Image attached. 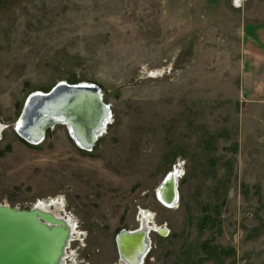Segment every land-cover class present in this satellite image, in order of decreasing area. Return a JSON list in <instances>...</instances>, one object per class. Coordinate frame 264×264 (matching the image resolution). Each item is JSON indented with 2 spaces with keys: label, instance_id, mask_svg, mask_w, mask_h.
Listing matches in <instances>:
<instances>
[{
  "label": "rangeland",
  "instance_id": "374dc122",
  "mask_svg": "<svg viewBox=\"0 0 264 264\" xmlns=\"http://www.w3.org/2000/svg\"><path fill=\"white\" fill-rule=\"evenodd\" d=\"M263 20L264 0H0V205L59 203L66 264H120L116 237L141 216L167 230L143 264H264V101L239 92L243 25ZM61 81L110 108L92 150L65 125L32 146L14 130L27 96Z\"/></svg>",
  "mask_w": 264,
  "mask_h": 264
},
{
  "label": "water",
  "instance_id": "95a60500",
  "mask_svg": "<svg viewBox=\"0 0 264 264\" xmlns=\"http://www.w3.org/2000/svg\"><path fill=\"white\" fill-rule=\"evenodd\" d=\"M34 96L37 99L30 102L29 99ZM61 114L68 119L54 120V117ZM110 116L109 106L104 103L98 86L61 81L45 94L38 95L37 92H32L27 96L14 124V130L18 134V128L22 124L25 132L33 128L39 137L38 142H41L47 129L62 124L67 127L70 138L78 147L83 148L81 145L83 141L85 147L91 148L106 130L105 126L109 123ZM170 174L166 175L158 191L164 188ZM172 190L174 198L175 189ZM158 194L157 198L160 200ZM177 201L178 199L176 203ZM172 203L174 204L173 201ZM29 209L18 211L16 207L0 205V264H56L63 254L62 247L69 238L66 229L47 228L38 220L32 207ZM41 219L45 218L41 216ZM144 230L139 232L137 229L131 233L128 230H121L118 233L116 243L121 260H125L124 250L121 249L122 243L136 238H140L139 246L133 258L136 260L143 255L144 259L149 250V243L144 242L148 241L149 231ZM155 231L161 236L167 234L165 228H157Z\"/></svg>",
  "mask_w": 264,
  "mask_h": 264
},
{
  "label": "bare ground",
  "instance_id": "6f19581e",
  "mask_svg": "<svg viewBox=\"0 0 264 264\" xmlns=\"http://www.w3.org/2000/svg\"><path fill=\"white\" fill-rule=\"evenodd\" d=\"M83 83H85V82H83ZM85 84H91V83H85ZM91 85H94V84H91ZM86 87L89 88L90 86L86 85ZM37 93H38V95L45 94V93H41V92H37ZM34 99H37V98L34 96L32 99L30 98L29 101L31 102ZM55 119L57 121L58 120H61V119H66L67 120L68 117H66L63 114H61V115H57L56 117H54V120ZM20 124H21V122H20ZM59 125H62V124H59ZM107 125L105 126V128H107ZM22 128H23V124L21 126H19V128H18V132L19 133L17 134L22 140L26 141L30 145H38L39 143H41V142H38L39 141V137L36 134V132L33 131V128H31V130L29 132L23 131ZM1 129H2V127L0 125V131H1ZM79 139H80V137H79ZM80 141H81V139H80ZM95 143L90 148V146L85 147L84 142L82 141L81 145H83V148L85 147V149L80 148V147L79 148L82 149V150H84V151H89V150H92V148L95 146ZM177 168H173L172 171L170 172L171 174L168 177L167 183L163 186L164 188L161 191H158L157 190V193H159L158 195L160 197L161 202L167 208H174V206L177 204L176 203V200L179 199V194H178V178L180 177V175L182 173H181V170L179 168H178L179 169L178 170ZM173 188L175 189V196H174V198H172V195H173V190L172 189ZM165 192H166V195H164ZM165 196H167V197H165ZM172 201L174 202L175 205L172 203ZM49 203L50 202H48L47 204H44L43 202H38L37 205H35L34 207H32V209H33L32 211L38 217V220L42 224H44L47 228H64V229H66L69 238H68L65 246L62 247V251L64 250V252H63V254L60 255V259L57 260V263H56V264H66V262H65V260L67 259V257H66V250H68L71 241L74 240V237H76L75 236L76 233H75V230H74L75 229V226H74V224L73 225L70 224L69 220H67L66 218H63L59 214V212H60V206H59L60 204L59 203L54 202V201L51 202L50 204ZM1 206H7V205H1ZM7 207H9V206H7ZM17 210L18 211H21L18 208H17ZM29 210H26V211H29ZM41 216L43 218H45V219L42 220L41 219ZM140 218H142V219L140 221V226H139V229L138 230H139V232L145 231L144 229H146V231L148 230L149 231L148 232V236H149V233H151L152 231H155L156 230V227L153 226L150 223V218L149 217H142L141 216ZM131 232H133V231H130V233ZM139 239L136 238V239H133V240H131L129 242L122 243L121 249L124 250V253H125L124 254V256H125L124 259L125 260L120 261V264H136V263L137 264H141L142 259H143V255H141L139 258H136V260L133 258L134 257V254H136L137 248L139 246L138 245L139 244ZM144 242L146 244L149 243L147 240H145ZM118 254H119V251H118Z\"/></svg>",
  "mask_w": 264,
  "mask_h": 264
},
{
  "label": "crops",
  "instance_id": "0c3cea01",
  "mask_svg": "<svg viewBox=\"0 0 264 264\" xmlns=\"http://www.w3.org/2000/svg\"><path fill=\"white\" fill-rule=\"evenodd\" d=\"M239 60V92L242 97L264 101V20L243 25Z\"/></svg>",
  "mask_w": 264,
  "mask_h": 264
},
{
  "label": "built area",
  "instance_id": "2783aa9c",
  "mask_svg": "<svg viewBox=\"0 0 264 264\" xmlns=\"http://www.w3.org/2000/svg\"><path fill=\"white\" fill-rule=\"evenodd\" d=\"M231 1H232V6L234 8H236V9H238V8H242V6L244 5V3L247 2L248 0H231ZM110 114H111V111H110ZM110 120H111V116H110ZM177 166H179V165H177ZM173 168H175V166H173ZM181 173H182V171H181Z\"/></svg>",
  "mask_w": 264,
  "mask_h": 264
},
{
  "label": "trees",
  "instance_id": "16d2710c",
  "mask_svg": "<svg viewBox=\"0 0 264 264\" xmlns=\"http://www.w3.org/2000/svg\"><path fill=\"white\" fill-rule=\"evenodd\" d=\"M71 84H73V83H71ZM27 144V143H26ZM27 145H29V144H27ZM30 146H32V145H30ZM34 147V146H33Z\"/></svg>",
  "mask_w": 264,
  "mask_h": 264
}]
</instances>
